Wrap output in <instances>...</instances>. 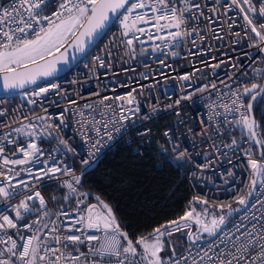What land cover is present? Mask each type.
<instances>
[{
    "label": "snow or ice",
    "instance_id": "1",
    "mask_svg": "<svg viewBox=\"0 0 264 264\" xmlns=\"http://www.w3.org/2000/svg\"><path fill=\"white\" fill-rule=\"evenodd\" d=\"M52 2L53 0H12L8 7L0 5V78L3 80L5 90L24 89L26 85L36 84L41 77H52L57 71L59 62L65 66L69 65V48L76 53L86 55L89 46L105 30L112 17L120 19L122 16L120 25L123 30L122 37H128L131 34V38L124 41L126 54L131 57L135 56L133 41H139V36L135 33H145L144 28L137 27L141 23L151 24L157 33L166 32V35L155 37L161 41L164 48H176L193 34L201 40L205 38L200 34L196 23H193L191 27L188 26L189 21H199L204 15L201 4L194 0H151V3L147 0H135V2L131 0H56L58 3L56 11L51 15L45 14V9L49 8ZM216 3L219 5L220 0H216ZM225 3L228 11L235 7L243 14L242 27L245 37L249 40L254 39L249 35L250 30L260 44L264 45V30H262L264 25L259 22L264 20V0H225ZM257 5H259L258 11ZM145 8L150 9L151 16L143 11L137 12ZM211 10L218 11L216 8ZM204 18L212 23L209 17ZM233 26V24L228 25L229 29ZM235 35L239 36L240 33ZM215 38L222 37L216 35ZM149 39H153L151 33H149ZM192 43L195 45L194 39ZM160 47L161 45L157 44L153 46L152 51L156 52ZM259 50L264 52V46H261ZM160 54L165 53L161 51ZM108 55L111 56V53ZM171 55L177 56L178 52L172 51ZM97 63L100 67H111V64H106L101 57L94 56L93 64ZM159 63L164 65L163 60ZM69 71H71L70 67ZM256 76L264 77V70H253V78ZM181 79L187 81L189 76L185 74ZM209 87L216 89V84L206 85L196 91L204 92ZM225 87L230 92L231 106L227 103L220 104L218 106L224 108V113L214 112L212 115H223L227 125L240 127L242 135H247L248 142L255 143L262 150L259 161L252 158L251 147L245 150V155L249 157L247 166L251 169L252 188L245 195L237 194L235 203L239 207L233 208L231 203L217 204L216 207L220 209L219 215L209 212L210 206L205 207L201 212H196L195 208H192L186 211L178 221H171L168 225L156 228L151 234L138 237L135 242L121 229L113 210L106 203L103 204L106 212H97L96 204H90L86 209H81L83 200L77 199L76 208L80 214L75 219L63 208L55 213L57 217L65 218L63 222L51 219L53 210L48 208L37 184L42 187L41 182L46 177L55 178L56 173H62L72 175L78 185L81 178L72 173L71 167L67 166L66 162L63 169L58 167L61 161L57 160L55 155L59 152L60 146L66 152H73L75 149L61 137L58 139V148L49 154L47 159H41L44 152L36 143V133L25 132V127H28L25 125L15 128L14 131L19 136L32 138L26 147L21 145L17 138H10V134H5L2 138L8 144L19 146L15 148L11 156L4 157L0 163V178L3 181L0 186V202L5 206L4 211L0 212V221H2L0 222V245H4L0 248V264H105L106 261L110 264H264V200L252 199L255 190H262L261 194L264 195V139L257 138V129L260 125L252 116L260 103H264V85L252 83L250 87L245 85L243 91L239 88L233 90L230 84H225ZM53 89H58V85L49 82L48 86L39 87L33 95L41 97ZM133 91L135 89L126 96L102 97L101 105L103 101H121L115 107L112 104L103 105L113 114L108 122L101 124V121L94 120L89 126L86 118L77 121L85 142L91 141V131L96 132L98 139L91 143L92 149L98 150L104 135H107L109 140L113 139L112 130L122 131L123 122L131 120L132 116L139 113L140 107L132 95ZM193 95L194 93H189L181 96L174 101V105H180L183 100L190 99ZM246 97L250 99L245 105ZM224 98L221 97V99ZM28 103L34 104L35 101L29 99ZM69 103L76 104V101L72 100ZM125 103L129 107H125ZM99 107V105H85V108L93 109V111ZM168 107L171 108L173 105L170 104ZM233 112H239L240 116L238 119L229 121L228 115ZM77 114L82 118L86 116L82 110ZM62 117L63 112L60 114L61 124L64 122ZM97 124L103 128V134L101 127H96ZM117 124L121 127L116 128ZM32 127L35 126L32 125ZM47 127L53 128V125ZM41 136L44 139L48 138L43 134ZM49 136L56 139L52 133H49ZM164 136L169 137L170 132H165ZM224 147L238 148L239 142L234 138L231 144H225ZM161 149L166 155L163 145ZM174 151H177V157L173 162L179 166L185 153L179 152L176 146ZM4 153L5 148L0 146V156ZM18 154H22V158H12ZM91 155H93L92 152H90ZM91 162L81 158V163L85 166L90 165ZM30 163L40 164L42 167L35 170L31 167L21 168L20 171L8 168L7 172L3 171L8 165L23 166ZM22 171H27L35 183L17 179ZM232 174L229 173V175ZM61 187L67 188L63 199L66 203H70L77 189L67 181H64ZM21 195L23 198L19 199ZM53 199L57 202L59 200L58 197ZM13 200H18V203L12 204ZM193 200L199 204L208 205V201L200 197H194ZM36 201H38V207ZM224 209L227 211L225 212ZM236 214H240L239 220L228 228L227 222ZM32 215H35L36 219L25 223L24 221ZM193 218L197 225L195 232L191 231L189 223ZM186 228L189 229L187 233L190 241L189 250L184 255H178L177 246L168 241L167 246L172 249L171 255L162 258L160 253L167 250L162 237L171 236L174 232H182ZM9 230H15L18 239H14ZM23 232H31L32 235H23ZM95 233H103V235L98 236ZM81 246H84L87 251H82Z\"/></svg>",
    "mask_w": 264,
    "mask_h": 264
},
{
    "label": "built area",
    "instance_id": "2",
    "mask_svg": "<svg viewBox=\"0 0 264 264\" xmlns=\"http://www.w3.org/2000/svg\"><path fill=\"white\" fill-rule=\"evenodd\" d=\"M131 2H135V0H131ZM147 2L151 3V0H147ZM194 2L201 4L204 15L200 17L199 21H189L188 26L191 27L193 23H196L200 34L205 37L203 40L193 34L176 48H164L161 41L155 37L166 35V32L157 33L151 24L141 23L137 27L144 28L145 33H135L139 36V41H133L135 56L131 57L126 54L127 50L124 46V41L131 38V34L128 37H122L121 16L120 19L114 20L97 45L79 60L71 68V71L68 70L62 76L32 85L29 89L17 92L8 91V93L0 95V146L5 148L4 155L0 156V163L4 157L11 156L15 148L19 146L4 141L2 138L5 134H10V138H17L20 144L25 147L32 139L27 136H19L14 131L15 128L25 125L28 126L25 127V132L34 131L36 133V143L44 152L41 159H47L48 155L58 148L59 138L67 140L75 151L66 152L60 146L59 152L55 153L56 159L61 161L57 166L63 169L66 162L67 166L71 167L72 173L79 176L81 181L83 172L114 145L121 144L131 154L136 155L161 140L170 161H175L177 157L174 146L179 152L185 153L179 167L181 179L187 184L191 197H200L217 205L235 203L237 194L245 195L251 183V169L247 166L249 157L245 155V150L251 147L252 158L259 161L260 156L255 153V143L248 142L247 135H242L240 127L227 125L223 115H212V113H224V108L218 106L220 104L227 103L231 106L230 92L225 84H230L233 90L239 88L240 91H243L245 85L250 87L252 83L259 80L260 76L253 78V70H264V52L259 50L264 45L260 44L258 38H255V34L250 30L249 35L254 39L249 40L245 37L242 27L243 14L235 7L228 11L225 0H220L219 5L216 0H194ZM11 3L12 0H4L0 5L8 7ZM256 7L258 11L259 5ZM57 8L58 3L53 0L51 6L45 9V14L51 15ZM214 8L218 11L213 12L211 9ZM121 11L123 12V10ZM140 11L148 13L149 16L152 15L148 8L137 10V12ZM204 17H209L212 23H209V19ZM259 22L264 25V20ZM229 24L234 26L229 29ZM149 33L152 34L153 39H149ZM235 33H240V35L236 36ZM216 35L222 38L217 39ZM193 39L195 45L192 43ZM157 44H160L161 47L153 52L152 48ZM161 51L165 54L161 55ZM172 51L178 52V55H171ZM108 53H111V56ZM94 56L101 57L106 64L110 63L111 67H100L98 63L94 65ZM160 60L164 61V65L159 63ZM185 74L189 76L187 81L181 79ZM49 82L58 85V89L50 90L49 93L41 97L33 95L34 91H38L39 87L48 86ZM212 83L216 84V89L209 87L204 92L196 91V89ZM133 89L135 91L132 92V95L139 104V113L132 116L131 120L123 122L122 131L112 130L113 139L109 140L108 136L104 135L98 150L92 149L91 143L98 139L96 132L91 131V141L85 142L80 134V126L77 121L86 118L89 121V126L94 120L101 121V124L108 122L113 114L103 105L112 104L115 107L121 101L108 100L103 101V105H101L102 97L126 96ZM189 93H194V95L190 99L183 100L180 105H174L176 99ZM221 97L225 98L221 99ZM29 99L34 100L35 103H28ZM72 100H75L76 104H70L69 101ZM170 104L173 107L169 108ZM246 104L247 97L245 98ZM85 105H99L100 107L93 111V109L85 108ZM124 106L129 107L126 103ZM81 110L86 114L83 118L77 114ZM62 112L63 124L60 123ZM239 116V112H233L228 115V120L238 119ZM116 117H119L118 111ZM32 125L35 127L33 128ZM48 125H53V128H48ZM96 127H101V125L97 124ZM120 127V124L116 125V128ZM103 131L101 127L102 134ZM165 132H170V136L165 137ZM49 133H52L56 139L51 138ZM41 134L48 138H42ZM234 138L239 142L238 148L224 147L225 144H231ZM90 152L93 155L90 156ZM12 158H22V154L12 156ZM81 158L92 162L85 166L81 163ZM28 167L35 170L42 165L33 163L23 166L8 165L3 171L7 172L8 168L20 171L21 168ZM229 173L233 174L229 175ZM17 179L35 183L27 171H22ZM64 181L72 183L77 192L72 195L70 203L59 206L51 201L54 200L53 197H58V194H54L52 198H46L41 190V185L37 184L48 208L53 210L51 219H58L60 222L65 220L64 217L55 215L61 208L68 211L70 216L75 219L80 214L76 208L77 199L83 200L80 205L81 209H86L90 204H96L97 212H106L102 201L88 202L86 193L81 188V181L77 185L72 175L56 173L55 178L46 177L41 184L56 183L59 188L67 192L66 187H61ZM2 183V178H0V186ZM261 193L262 190H255L252 199L264 200V195ZM22 198L23 195L19 197V199ZM11 203L16 204L18 200H13ZM36 205L38 207V201H36ZM4 208V204L0 202V212H3ZM12 215L14 216V213ZM239 218L240 214L234 215L227 223L228 228H231ZM35 219V215H32L24 222L27 223ZM49 226L51 227V224ZM76 227H81V225H76ZM121 229L128 233L125 229ZM90 231L94 232V230ZM9 233L14 239H18L15 230H9ZM75 234L79 235V233ZM95 234L103 235V233ZM23 235L30 236L32 233L23 232ZM41 237L43 238V233H41ZM49 242L51 241L49 240ZM133 242L135 241L133 240ZM189 244L177 251V254L184 255L189 250ZM2 247L4 245H0V248ZM81 250L87 251L84 246H81ZM105 264H110V262L106 261Z\"/></svg>",
    "mask_w": 264,
    "mask_h": 264
},
{
    "label": "trees",
    "instance_id": "3",
    "mask_svg": "<svg viewBox=\"0 0 264 264\" xmlns=\"http://www.w3.org/2000/svg\"><path fill=\"white\" fill-rule=\"evenodd\" d=\"M3 1L0 0V3ZM263 80L264 77H259L256 83L262 85ZM249 99L247 97V101ZM253 116L260 125L257 138L264 139V103H260ZM161 145L163 144L159 140L141 154L133 155L123 145L116 144L82 174L81 188L85 191L88 202L98 200L106 203L113 210L119 226L134 241L142 235L151 234L155 228L179 220L187 209L196 210L210 206L220 211L211 201L204 205L193 200L188 193L187 184L181 179L180 167L167 158V153L163 154ZM255 146V153L260 156L262 150L256 144ZM250 186L251 183L249 188ZM41 190L46 198L58 194V202L51 200L56 206L66 203L63 199L66 192L56 183H46ZM231 204L233 208L239 207L236 203ZM190 223L193 232L196 226L193 221ZM188 231L187 228L183 229L174 238L162 237L167 250L160 253L161 257L167 258L171 255L172 249L167 246L168 241L177 246V251L186 247L190 243Z\"/></svg>",
    "mask_w": 264,
    "mask_h": 264
},
{
    "label": "water",
    "instance_id": "4",
    "mask_svg": "<svg viewBox=\"0 0 264 264\" xmlns=\"http://www.w3.org/2000/svg\"><path fill=\"white\" fill-rule=\"evenodd\" d=\"M115 19H116V17H112V19H111V20L109 21V23H108V26L105 28V30H104L101 34H99V35L96 37V39H95V41L93 42V44H92L91 46H89V49H88L87 53L90 52V50H91L92 48H94V46L97 45V43L100 41V38H101V37L107 32L109 26L114 22ZM61 51H63V49H61ZM84 56H86V55H81V54H79V53H76V52L73 51L72 48H69V49H68V60H69V65H68V66H65L62 62H59V63L57 64V71L53 74L52 77H47V78H45V77H41V78H39V79L37 80V83H36V84H38V83H42V81H46V80L53 79V78H55V77L62 76L65 72H67V71L69 70V67H70V68L74 67L75 64H76L79 60H81ZM73 57H75V59H73ZM33 85H35V84H33ZM262 85H264V80H263V84H262ZM31 86H32V85H26L24 89L16 88V89L5 90L4 87H3V80H2V78H0V95H3V94H5V93H8V91L17 92V91H19V90H26V89L31 88ZM252 116H253V113H252ZM253 117H254V116H253ZM257 137H258V136H257ZM250 188H252V185L250 186ZM250 188H249V190H250ZM248 192H249V191H248ZM176 221H178V220H176ZM192 221H193V223L195 224V220H192ZM163 226H164V225H163ZM195 226H196V227H195V229H196V228H197V225L195 224ZM155 229H156V228H155ZM195 231H196V230H195ZM195 231H193V232H195ZM188 241H189V239H188Z\"/></svg>",
    "mask_w": 264,
    "mask_h": 264
},
{
    "label": "rangeland",
    "instance_id": "5",
    "mask_svg": "<svg viewBox=\"0 0 264 264\" xmlns=\"http://www.w3.org/2000/svg\"><path fill=\"white\" fill-rule=\"evenodd\" d=\"M205 207H207V206H205ZM205 207H204V208H205ZM204 208H203V209H204ZM203 209H196V212H201ZM186 211H189V209H187ZM186 211H185V212H186ZM209 212L216 213L217 215L220 214V211H216L215 208H210V207H209ZM184 214H185V213H184ZM194 220H195V219H194ZM189 223H190V222H189ZM190 228H192L191 223H190ZM179 233H180V232H174L170 237H171V238H174V237H176Z\"/></svg>",
    "mask_w": 264,
    "mask_h": 264
}]
</instances>
